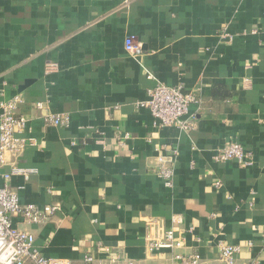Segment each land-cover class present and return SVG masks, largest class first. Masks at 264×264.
I'll list each match as a JSON object with an SVG mask.
<instances>
[{
    "label": "crops",
    "instance_id": "1",
    "mask_svg": "<svg viewBox=\"0 0 264 264\" xmlns=\"http://www.w3.org/2000/svg\"><path fill=\"white\" fill-rule=\"evenodd\" d=\"M157 84L200 99L194 129L137 107ZM17 94L25 144L4 171L23 204L59 206L43 223L13 218L43 255L172 264L147 244L175 228L201 264H224L219 241L240 244L237 264H264V0H0V103ZM231 142L252 165L214 160Z\"/></svg>",
    "mask_w": 264,
    "mask_h": 264
},
{
    "label": "built area",
    "instance_id": "2",
    "mask_svg": "<svg viewBox=\"0 0 264 264\" xmlns=\"http://www.w3.org/2000/svg\"><path fill=\"white\" fill-rule=\"evenodd\" d=\"M125 47L129 52L136 53L140 48L136 44V37L128 35ZM147 100L137 101V107H147L157 127L177 126L183 130L194 129V117L190 115V105L200 103V99L192 94H186L183 85L170 86L157 84L148 90ZM23 101L20 94L0 103V264H72L68 259L48 257L35 247V237L30 231L23 230L13 225L14 217H21L27 223H43L54 215L58 205H45L40 207L33 203L23 204L17 191L11 186V173H6L4 167L7 155L21 150L25 140L17 136L26 128L28 118L17 115V109ZM37 107L43 104L37 102ZM45 121L48 124L67 125L68 118L59 113H47ZM213 158L216 162L238 161L244 166L252 165V155L245 151L238 142H231L218 149ZM170 156L159 157L158 173L167 186H173L175 166ZM184 238L175 228L164 231L160 237L148 241V251L155 253L167 250L171 254L172 264H201L202 256L198 251L191 253L181 252ZM97 249L101 248L98 243ZM218 249L220 260L224 264H237L240 244L219 241ZM93 255H85L81 264H93Z\"/></svg>",
    "mask_w": 264,
    "mask_h": 264
}]
</instances>
